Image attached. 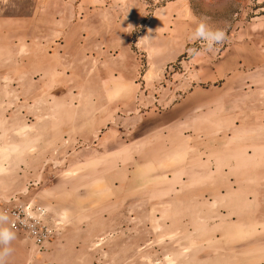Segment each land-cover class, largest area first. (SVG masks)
<instances>
[{
    "label": "rangeland",
    "instance_id": "obj_1",
    "mask_svg": "<svg viewBox=\"0 0 264 264\" xmlns=\"http://www.w3.org/2000/svg\"><path fill=\"white\" fill-rule=\"evenodd\" d=\"M15 203L52 237L4 264H264V0H0Z\"/></svg>",
    "mask_w": 264,
    "mask_h": 264
},
{
    "label": "built area",
    "instance_id": "obj_2",
    "mask_svg": "<svg viewBox=\"0 0 264 264\" xmlns=\"http://www.w3.org/2000/svg\"><path fill=\"white\" fill-rule=\"evenodd\" d=\"M8 216L7 225L12 231L24 234L40 250L52 237L46 224V210L31 204L15 203L2 209Z\"/></svg>",
    "mask_w": 264,
    "mask_h": 264
},
{
    "label": "clouds",
    "instance_id": "obj_3",
    "mask_svg": "<svg viewBox=\"0 0 264 264\" xmlns=\"http://www.w3.org/2000/svg\"><path fill=\"white\" fill-rule=\"evenodd\" d=\"M193 40L199 39L206 44L207 50L212 51L216 45L223 43L226 33L222 29H212L206 20L202 19L196 26L192 37ZM191 54L198 55L195 49L189 50ZM8 216L0 213V264H4V258L12 253L11 242L15 239V233L5 223Z\"/></svg>",
    "mask_w": 264,
    "mask_h": 264
}]
</instances>
